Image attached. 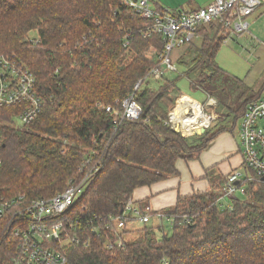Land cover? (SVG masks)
<instances>
[{
	"label": "trees",
	"instance_id": "obj_1",
	"mask_svg": "<svg viewBox=\"0 0 264 264\" xmlns=\"http://www.w3.org/2000/svg\"><path fill=\"white\" fill-rule=\"evenodd\" d=\"M197 36L201 46L178 50L181 75L155 88L147 76L160 63L164 39L124 0H0V55L15 56L32 72L43 102L39 116L21 128L14 120L23 107L0 106V205L18 202L0 217V264L18 256L15 230L30 223L25 208L62 194L95 168L83 195L54 219L82 242L68 249V264H264V180L257 177L238 185L243 194L225 199L226 177L217 178L211 190L179 196L152 213L171 222L170 233L152 226L125 243L127 230L117 232L110 219L126 221L136 190L177 176L179 160H198L264 97V81L255 91L238 79L242 103L231 127L188 136L166 124L181 77L195 76L192 88L204 90L224 71L216 58L229 31L201 26ZM132 94L143 110L136 121L121 117Z\"/></svg>",
	"mask_w": 264,
	"mask_h": 264
},
{
	"label": "built area",
	"instance_id": "obj_2",
	"mask_svg": "<svg viewBox=\"0 0 264 264\" xmlns=\"http://www.w3.org/2000/svg\"><path fill=\"white\" fill-rule=\"evenodd\" d=\"M124 2L145 20L152 21L154 33L164 39L165 48L159 57L160 63L147 76L158 81L179 72L173 53L193 43L201 26L210 28L222 26L229 31V38L242 35L249 32L251 26L249 19L262 5L260 0H213L197 11L172 13L169 10L159 11L152 7L150 0H124ZM124 45L128 47L129 43ZM140 84L141 82L136 89ZM182 96L177 99L176 107L169 112L166 124L188 136H196L201 129H209L215 120L213 109L217 104L216 100L209 97L205 104H201L192 99L199 104L201 116L198 118L199 123L193 124L192 131H189L184 127L183 121L195 116L196 110L190 101L180 102ZM42 105L43 102L36 91V78L32 72L15 56L0 55V106L23 107L22 114L17 119L22 126H26L39 116ZM122 108V119L136 121L142 118L143 110L135 94L123 102ZM107 110L111 111V108ZM118 114L116 113V116ZM236 133L243 163L241 168L227 175L223 191L224 199L239 193L243 194L245 190L238 185L244 180H253L254 177L264 180V97L248 106ZM90 162L81 166V174ZM97 170L98 168L89 170L78 184L70 185L62 194L49 200L34 201L25 208V216L30 223L28 227L20 226L15 230V235L21 240V246L14 264H68V249L71 245H80L82 242L67 233L64 223H56L54 219L71 209L77 199L83 195L89 180ZM15 204L18 202L13 200L0 205V217L3 216L5 208ZM20 214L22 211L18 213ZM127 214L141 223L150 222L152 216L150 208L142 209L132 199L126 205L125 216ZM110 219L115 224L117 232L121 233L126 221L121 218L115 220L110 217ZM119 247H125L122 240L119 242ZM108 248H112V245H108Z\"/></svg>",
	"mask_w": 264,
	"mask_h": 264
},
{
	"label": "rangeland",
	"instance_id": "obj_3",
	"mask_svg": "<svg viewBox=\"0 0 264 264\" xmlns=\"http://www.w3.org/2000/svg\"><path fill=\"white\" fill-rule=\"evenodd\" d=\"M262 4L263 5L258 8V11L249 19L251 24L249 32L228 38L227 42L222 45L216 61L224 71L220 76L216 77L213 83L207 84L204 90H194L191 83L192 81H196L195 76L191 77L192 80L186 77H181L177 82V86L180 90L179 97L186 95L201 104H205L208 98H212L213 96V98L216 99V102H220V104L217 103L213 109L215 112V120L211 123L210 128L207 129L210 134H215L220 129L231 127L233 125L235 112L242 103V100L240 99L242 91L237 88V80L239 79L243 82L246 87L254 88L255 91L259 90L264 80V0H262ZM157 9L159 10L158 7ZM193 42L197 46H201L202 40L197 36ZM178 50L180 49L175 50L173 53L175 61L179 58ZM177 67L179 72L177 74H170L168 78L174 79L181 75L184 69L178 63ZM150 83L153 87L158 88L163 81L151 80ZM175 107L176 105L171 111ZM14 125L19 128L23 127L18 119L14 120ZM225 133L233 139L234 145L237 148L232 132L225 131L224 134ZM228 159H226L225 163H227V166L230 169L231 167L228 163ZM215 168H217V166ZM142 203H145V201ZM138 206L142 209L146 208L144 206ZM150 218V222L148 223H141L139 220H136L131 225H128V231L127 233H124L123 241L125 243L137 241L142 237L141 229L152 226L154 227L159 223L154 216H151ZM131 226L136 227L135 231L131 230L134 228ZM163 226L164 231L170 233L171 222L165 220L163 221ZM156 237L157 239H161L162 236L157 232Z\"/></svg>",
	"mask_w": 264,
	"mask_h": 264
},
{
	"label": "crops",
	"instance_id": "obj_4",
	"mask_svg": "<svg viewBox=\"0 0 264 264\" xmlns=\"http://www.w3.org/2000/svg\"><path fill=\"white\" fill-rule=\"evenodd\" d=\"M212 1L213 0H150V3L152 7L156 9L158 7L163 10H169L172 13H178L200 10ZM260 1L262 3V0ZM236 130L237 129L232 132V135L235 138L237 148L229 135L226 133L224 134V132L219 134L210 143L208 148L203 151L198 160L189 162L179 160L176 164V168L179 172L177 176L169 177L150 187L139 188L133 195V201L148 200L145 201V203L141 202L137 204L141 207H150L151 212L154 213L174 206L179 196H187L194 192L211 190L212 184L214 183L213 180L227 177L233 170L241 168L242 166L243 159L240 153V143L236 137ZM226 159L229 160L230 169L227 163H225ZM216 166L217 168H215ZM155 219L159 222L156 226L163 225V221H165L161 215L160 217L159 215L155 216ZM136 220L137 219L134 217L129 216L125 222L124 229L128 231V225H131ZM131 227L133 228L134 226ZM135 229L136 227L131 230L135 231Z\"/></svg>",
	"mask_w": 264,
	"mask_h": 264
},
{
	"label": "bare ground",
	"instance_id": "obj_5",
	"mask_svg": "<svg viewBox=\"0 0 264 264\" xmlns=\"http://www.w3.org/2000/svg\"><path fill=\"white\" fill-rule=\"evenodd\" d=\"M188 101H190L191 104H192V106L195 108V110H196V115L193 116V117L190 118V119H185V120L183 121V123H184L183 125H184V127H185L187 130L192 131V129H193V128H192V125H193V124H197V123H199L198 118L201 116V115H200V112H199L200 107H199V104H198L197 102L193 101L191 97H188V96H186V95H183V96H182L180 102H188Z\"/></svg>",
	"mask_w": 264,
	"mask_h": 264
},
{
	"label": "water",
	"instance_id": "obj_6",
	"mask_svg": "<svg viewBox=\"0 0 264 264\" xmlns=\"http://www.w3.org/2000/svg\"><path fill=\"white\" fill-rule=\"evenodd\" d=\"M206 132L205 129H201L200 132H197V135L201 136Z\"/></svg>",
	"mask_w": 264,
	"mask_h": 264
}]
</instances>
